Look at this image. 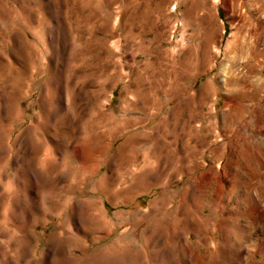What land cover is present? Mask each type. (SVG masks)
I'll list each match as a JSON object with an SVG mask.
<instances>
[{
    "label": "rangeland",
    "instance_id": "obj_1",
    "mask_svg": "<svg viewBox=\"0 0 264 264\" xmlns=\"http://www.w3.org/2000/svg\"><path fill=\"white\" fill-rule=\"evenodd\" d=\"M0 264H264V0H0Z\"/></svg>",
    "mask_w": 264,
    "mask_h": 264
}]
</instances>
